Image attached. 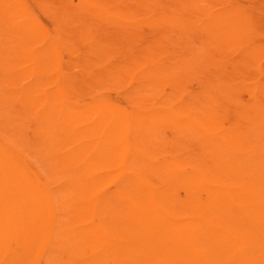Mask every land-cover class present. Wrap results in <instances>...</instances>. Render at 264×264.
<instances>
[{
    "label": "bare ground",
    "instance_id": "6f19581e",
    "mask_svg": "<svg viewBox=\"0 0 264 264\" xmlns=\"http://www.w3.org/2000/svg\"><path fill=\"white\" fill-rule=\"evenodd\" d=\"M35 1L0 0V264H264L236 0Z\"/></svg>",
    "mask_w": 264,
    "mask_h": 264
},
{
    "label": "rangeland",
    "instance_id": "374dc122",
    "mask_svg": "<svg viewBox=\"0 0 264 264\" xmlns=\"http://www.w3.org/2000/svg\"><path fill=\"white\" fill-rule=\"evenodd\" d=\"M26 1L28 4V13L35 15L43 24L49 25L50 15L43 10L35 0ZM230 5L233 6L234 12H238V17L242 19V28L245 30V33L251 34L254 42L261 44L264 49V0H236L234 4L231 3ZM205 7L212 10L211 6L208 4ZM223 7H225V5H223ZM262 61L264 64V56ZM109 91L114 94L116 89L110 86ZM113 98H116L115 95H113ZM159 157L161 160H164L166 156L163 154L159 155ZM254 172H258V170L255 169Z\"/></svg>",
    "mask_w": 264,
    "mask_h": 264
}]
</instances>
